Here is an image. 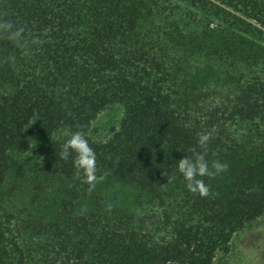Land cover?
Segmentation results:
<instances>
[{
  "label": "trees",
  "instance_id": "16d2710c",
  "mask_svg": "<svg viewBox=\"0 0 264 264\" xmlns=\"http://www.w3.org/2000/svg\"><path fill=\"white\" fill-rule=\"evenodd\" d=\"M0 17L30 41L0 35V264H218L264 218V0H0ZM76 131L91 188L60 158ZM204 133L227 164L208 196L177 170Z\"/></svg>",
  "mask_w": 264,
  "mask_h": 264
},
{
  "label": "clouds",
  "instance_id": "9594fccd",
  "mask_svg": "<svg viewBox=\"0 0 264 264\" xmlns=\"http://www.w3.org/2000/svg\"><path fill=\"white\" fill-rule=\"evenodd\" d=\"M0 35L17 48L24 50L29 48L30 41L25 36L24 28L18 27L12 19L0 17ZM31 43H35V41ZM8 60L13 63L15 58L10 56ZM63 134L67 139L61 145L60 158L68 160L71 157L74 168L83 173L85 182L89 184L90 188L94 187L95 183L102 177L96 175V154L93 148L80 131ZM209 139L207 133L201 134L198 137L197 145L202 151H194L191 157L184 156L178 159L177 163V170L185 181L188 190L200 196L209 195V187L201 178L218 175L227 169L226 163L212 161L209 164L205 158Z\"/></svg>",
  "mask_w": 264,
  "mask_h": 264
},
{
  "label": "rangeland",
  "instance_id": "374dc122",
  "mask_svg": "<svg viewBox=\"0 0 264 264\" xmlns=\"http://www.w3.org/2000/svg\"><path fill=\"white\" fill-rule=\"evenodd\" d=\"M122 118L121 107L108 108L93 123L91 136L98 140L108 139L112 129L118 127ZM218 264H264V218L235 234L229 253L221 257Z\"/></svg>",
  "mask_w": 264,
  "mask_h": 264
}]
</instances>
